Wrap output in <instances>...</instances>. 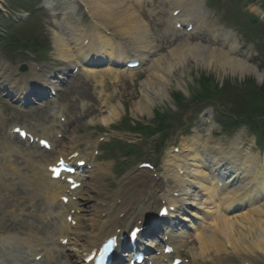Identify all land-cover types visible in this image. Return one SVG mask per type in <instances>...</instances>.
Listing matches in <instances>:
<instances>
[{"label": "bare ground", "instance_id": "6f19581e", "mask_svg": "<svg viewBox=\"0 0 264 264\" xmlns=\"http://www.w3.org/2000/svg\"><path fill=\"white\" fill-rule=\"evenodd\" d=\"M85 1L89 3L93 17L99 18L104 24L103 27L115 28L117 34L126 40V47L121 46L122 43L118 42L114 34L108 36L97 27L96 29L85 27L80 20L72 18L67 13L61 25L65 28L56 30L55 34L58 56L68 64L78 61V63L87 65L88 69L85 73L95 79L102 87V93H105L104 75H109L115 82L119 81L122 76L119 65L127 61L130 54H133L149 71L143 83L142 100L137 109L139 112L149 114L154 105L153 99L157 96L160 98L168 95V82L172 81L177 74H183L191 61L197 65L216 67L225 71L229 69L243 76L263 79L258 67L242 57L237 40L231 34H220L217 28L209 26L207 16L203 11V2L199 0H167L173 9L182 11L176 20L172 17L168 19L167 28H172L177 22H193L195 24L194 33L198 37L202 38L207 34L217 37L215 33H218L219 44L216 47L207 46L202 40L194 43L191 37H185L181 43L165 54L160 51L150 24L145 21L135 6V4H141L143 0ZM66 3L69 11L72 7L71 1H66ZM92 28L95 29L92 38L85 37L88 34L87 31ZM62 30L69 31L68 37ZM86 40L90 41V52H87L83 46ZM98 53L108 58V64L100 67L90 64L87 58ZM0 69L3 71L1 76L5 82V88L7 90L10 88L13 93L19 94L13 86L22 89L26 84L19 85L16 71L7 72L5 70L4 72V68ZM67 73V70H63V75ZM40 77L44 81L43 86H49L43 76L39 75L36 78ZM108 106L109 114L98 119L97 123L108 125L121 117V111L117 105L111 103ZM44 133L47 135L48 131ZM208 139L203 141L202 135L198 134L193 140H185L182 143L180 147L182 152L179 155L168 154L165 158L167 172L162 175L160 181L154 179V174L150 171H137L133 176L122 179L118 187L110 191L108 190L110 184L105 183L108 178H103L105 171L101 167H97L91 175H86L85 178H89L90 182L85 186L84 191L83 189L78 191L81 203L78 206L72 203L70 205L83 211L82 215L76 213L75 219L80 220V223L87 219L89 224L88 226L80 224L76 229H72L67 247V250L71 252L69 254L63 252L61 257L69 264H83L85 254L90 253L101 241L115 234L117 230L130 227L133 224L130 222L144 219L151 207V200L159 201L160 199V203L164 201L180 209L185 217L184 222H190L192 216L200 220L197 224L191 221L190 228L194 234L191 243L182 241L177 246L179 252L187 244L197 247V253L192 255L194 263L232 264L235 257L242 258L245 261L243 264H254L259 261L264 263V164L260 157L239 151L238 148L244 145L240 143L241 139L233 144L229 152L218 142L215 146H220V148H215L213 142ZM81 144L76 137L69 139L59 152V156L68 157L78 152ZM205 146H209L207 153L202 151ZM246 150L250 151V147ZM222 164L229 165L227 171L222 170ZM196 167L197 169L193 170ZM105 170L107 171L106 168ZM180 170L184 172L183 177L179 174ZM227 174L229 183H225V187L219 189L216 181L224 179ZM43 179L37 182L36 187L45 196L47 204L54 209L53 201H56L57 195L60 194V191L54 188L57 182L50 180L47 168ZM170 181L173 182V187L167 186ZM228 184L232 185L227 186ZM60 188L66 189V186L59 185ZM174 193H178L179 198H175ZM93 194L96 196L106 194L111 199L103 201L105 208L96 209L89 205L93 202L94 197L91 196ZM112 211L114 213L128 212V216L124 221H119L117 215H111ZM64 212L69 214L68 210ZM54 221L61 223L60 218H55ZM58 231L67 235L63 227L58 228ZM38 235L40 234L32 232L24 240L12 239L15 241L14 246L23 249H21L22 252L19 250L17 252L24 258L35 253L36 248L32 242L34 240L38 242L36 239ZM42 237L48 239V236L43 235ZM11 243V240L7 238L1 242L0 246ZM259 253L261 258L258 256ZM11 258V256L9 260L0 258V261L12 263ZM126 258L129 257L126 256ZM52 259L50 255L46 256L48 262ZM13 264L20 263L15 261Z\"/></svg>", "mask_w": 264, "mask_h": 264}, {"label": "rangeland", "instance_id": "374dc122", "mask_svg": "<svg viewBox=\"0 0 264 264\" xmlns=\"http://www.w3.org/2000/svg\"><path fill=\"white\" fill-rule=\"evenodd\" d=\"M22 1L24 2V0ZM167 3L168 2L166 0H143L141 4H135L136 8L142 14L144 19L147 21V23L150 24L151 30L156 36L157 40L161 39L162 27L166 23L167 16L170 14V12L167 10ZM220 8L221 9L217 17H214L212 12L208 14L210 21L217 23L218 20H223L221 25L226 24L228 27L234 30L239 27L234 19L225 16L226 12L230 11V7L225 4L221 5ZM252 11L260 15L259 8H253ZM36 21V25L38 26L37 31L29 30L27 28L25 29L24 27H22L20 29H22L23 31H20L21 35H19V37H34V33H37L43 38L50 37L51 41L54 42L55 34L50 27V22L48 21L47 17H37ZM98 22L100 25H103L102 21L99 18ZM0 28L6 31L8 29V24L5 22H0ZM18 30H16L15 32H17ZM110 30L112 32L116 31V29L113 27H110ZM24 31H26V33ZM242 33L244 35L243 28ZM12 35H14V32L12 33ZM182 39L183 37L181 36L176 41V44L182 41ZM238 39L240 40L241 52L244 53L247 58H249L250 63L258 67L260 74L263 76L262 80L256 79L253 76H243L241 75V73H234L229 69L225 71L223 69H217L216 67H206L203 65H197L193 61H191L188 66V69H186L183 74H177L176 77L172 80V82L167 86L168 95L169 93L172 94L174 90L179 89H183L188 94L190 92H194L195 89L198 88L197 83L199 76L204 73L212 75L215 78V81H217L218 83H222L224 80L241 82L245 79L247 80L251 78L254 79L259 85L264 84V42L262 43V46L258 49L257 52L249 53L247 52V50H249L248 47L252 45V43L250 42L251 40H249L245 36L244 39H241V37H239ZM168 46H170V48H167L165 53H167V51H169L173 47L170 44ZM50 48L52 49V51L47 53V57L49 58L48 60L57 61L58 56L56 55L55 46L54 48ZM14 52L15 54L13 53V57H11V55L6 53L5 50H2L0 47V64L3 66L4 69H6V71H13L14 69H19L20 66L23 64L29 65L31 63V60L26 56L23 57L17 49ZM122 74L123 75L121 76V81L119 83L111 81L110 76H105V83L107 86L106 92L108 94H110L116 88H119L122 91L119 98L115 100V104L119 107V110L121 111L122 115L120 119L112 123L113 125L120 124L122 119L126 117V108L130 109V113L134 118L139 119L141 122L150 123L154 119V113L157 112L158 109L165 108L167 106L164 102L169 101L170 104H173L170 98H164L163 96L156 100H153L154 105L152 106V111L149 114L145 112H139L137 109L139 103L142 100V87L144 81L147 78L148 71L146 68H143L133 74H130L128 72H122ZM85 79L89 81V84H86ZM115 83L120 84L121 86H118ZM98 89L99 87H97L96 80H94L93 78H89L84 74L80 77L72 78L66 83L65 92L60 95V101L63 103H72L73 111L71 113V118L73 120L80 118L81 111L80 105L77 101L78 98H80L81 100H88L89 102L94 101L102 107L103 112H108V109L102 105L103 99L100 97ZM0 98L2 100H5L4 109L8 114L7 124L0 125V142H6L5 130L8 126L12 124H23L29 126L32 129H37V126H46L53 122L52 113L56 109L55 105H50L48 108L32 105L28 106V109L22 110L20 108L14 107L18 103L17 98L8 96L6 92L1 91ZM74 101H76L77 103H74ZM122 105L124 106V108ZM88 106L91 105L88 103ZM200 109L202 108L198 107L197 109L191 110L190 113L184 118L185 123L189 124L190 128L192 127V121H196L199 119L198 111ZM100 114L101 113L95 112V108L91 109L86 118L81 120L80 123L75 126V128L78 127V133L84 132V134H87L89 131L99 128V125L101 124L97 123V119L99 118ZM218 120L222 122L220 117H218ZM203 124V120L202 123H198V129L204 131L205 127ZM70 129L71 130L69 132L68 138L72 135L73 128ZM184 129L185 128L182 125L180 127H175L173 129L171 137L168 139L167 142H172V145L179 144L180 140H182L181 135L183 134ZM218 130L221 132V129ZM233 131H235L236 133L229 132L231 137L236 134L234 136L235 139L241 136L245 143L251 145L255 144L256 134L250 129H242L241 131H236L234 129ZM224 132L227 133L226 130ZM224 141L228 142V140L226 139ZM7 142L10 143L12 146H21L19 143L13 142L11 140H8ZM147 145L148 146L142 147L145 159L157 163H162V158H164L166 154L162 153L160 157H157L153 151V144ZM34 152L38 155L37 151ZM139 160V158H133L129 160L127 163L124 164V169H131V167L136 165ZM1 164L2 163L0 162V168ZM110 189L112 188L110 187ZM98 199H101V197L98 196L96 200ZM95 204L96 202L94 201L90 205L93 206ZM45 212L48 211L45 210L44 203L42 201H40L39 204L33 203L32 192H30L26 188H24L22 192L17 190L6 191L5 188L0 185V232L5 233L7 235L12 233L24 235L28 227L46 230L45 221L41 217V214H44ZM180 237L181 234L176 235V241H180ZM185 239L186 241L191 243V240L194 239L193 234H188ZM196 249L198 248L188 244L182 249L181 253L183 256H186L187 253L194 254L197 253ZM240 263V258L235 257L233 259V264Z\"/></svg>", "mask_w": 264, "mask_h": 264}, {"label": "trees", "instance_id": "16d2710c", "mask_svg": "<svg viewBox=\"0 0 264 264\" xmlns=\"http://www.w3.org/2000/svg\"><path fill=\"white\" fill-rule=\"evenodd\" d=\"M10 3H14V4H22L23 1L22 0H8ZM24 6V5H22ZM259 95H261L262 97H264V89L263 91L262 90H259L258 91Z\"/></svg>", "mask_w": 264, "mask_h": 264}]
</instances>
